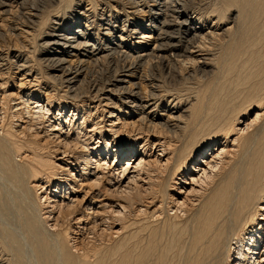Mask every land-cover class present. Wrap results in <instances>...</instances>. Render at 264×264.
I'll return each mask as SVG.
<instances>
[{
	"label": "bare ground",
	"instance_id": "obj_1",
	"mask_svg": "<svg viewBox=\"0 0 264 264\" xmlns=\"http://www.w3.org/2000/svg\"><path fill=\"white\" fill-rule=\"evenodd\" d=\"M0 43V264H264V0H0Z\"/></svg>",
	"mask_w": 264,
	"mask_h": 264
},
{
	"label": "rangeland",
	"instance_id": "obj_2",
	"mask_svg": "<svg viewBox=\"0 0 264 264\" xmlns=\"http://www.w3.org/2000/svg\"><path fill=\"white\" fill-rule=\"evenodd\" d=\"M208 3H209V1H208ZM121 15V14H120ZM138 15V14H137ZM136 15V16H137ZM121 17V16H120ZM241 17L240 16H238L237 17V20H239ZM121 19V18H120ZM136 19L137 20H139L140 21V19L138 18V17H136ZM19 20V21H18ZM18 20H17V24L18 25H23L22 23H20L21 21H22V19H20V18H18ZM237 20H236V22H237ZM19 22V23H18ZM119 22L121 23L122 21H120L119 20ZM240 22V20L237 22V23H239ZM25 24V23H24ZM205 29H207L206 28V26H205ZM42 30L43 31H41V30H37V31H39L41 34H42V36H44V34H45V31L47 30V28H42ZM37 33V32H35V35L36 34H40V33ZM117 33V32H116ZM130 33H131V31H129L127 34H129L130 35ZM14 34H15V32H14ZM132 34V33H131ZM41 36V35H40ZM133 36V35H132ZM228 36L229 35H227L226 37H223V43H220V42H217V44H218V46H220V44H221V47H222V49L224 50V45H225V43H226V41H227V39H228ZM221 38V37H220ZM225 38V39H224ZM153 40H151V41H149V42H147L146 44H147V46H151L152 45V42ZM222 42V41H221ZM225 42V43H224ZM0 44H2V43H0ZM223 44V45H222ZM213 47L214 46H212L211 48L213 49ZM219 47H217V46H215L214 47V51H215V49H217L216 51L218 52V49ZM0 49H1V47H0ZM32 55H33V57H32ZM36 55V56H35ZM31 57H32V59H33V61H35V64L37 65V67H38V71H39V73L40 74H45L46 73V68L43 66V65H41V64H38V62H37V54H35L34 52H32L31 53ZM214 65V64H213ZM220 65V66H219ZM214 67H215V69H213L211 72L210 71H206V72H204V73H200V72H198V71H195V73L193 72L192 73V75L190 76V77H188V78H184V77H187V76H185L184 75V72L182 71L181 73H182V75L184 76L183 77V80H182V83H177L175 86H173V83H172V81H171V75H172V73L171 74H169L168 73V71H167V69H165L164 67L163 68H157V69H154L153 70V72H154V76H156L155 78L158 80V81H160V82H162V84H164V86H165V88H167V86H168V89L169 88H171V89H173V88H175V89H178V90H180V89H184V90H188V91H195V90H197L198 88V92H199V90H201V87L203 86V88H202V90L200 91V93L202 94L205 90H206V84L205 83H207L209 80H211L212 78L214 79V78H217V77H222L223 76V74H224V72H225V67H226V65L223 63V62H221L220 64H218V65H214ZM216 68H217V70H216ZM44 69V70H43ZM164 70V71H163ZM99 73L102 71H100V69L98 68V70H97ZM156 72V73H155ZM213 72V73H212ZM215 72V73H214ZM43 74V75H44ZM221 74V75H220ZM42 75V79L44 80L45 78H44V76ZM160 75H161V78H160ZM194 75V76H193ZM215 75H216V77H215ZM157 76H158V78H157ZM162 76H164V78L162 77ZM211 76V77H210ZM192 77V78H191ZM5 80L7 79V80H9L8 82V84H9V86L11 85V87H8L7 89H6V91L8 92V91H10L9 90V88H11V89H14V88H16V85L14 84L15 82L14 81H10V78L8 79V77H3ZM185 79H189V80H185ZM192 79V80H191ZM164 80H166V81H164ZM169 81V82H168ZM166 82V83H165ZM184 82V83H183ZM186 82H187V84H186ZM190 82V83H189ZM168 83V84H167ZM166 84V85H165ZM182 84V85H181ZM171 86V87H170ZM188 88H187V87ZM194 87V88H193ZM189 88H191V89H189ZM197 92V91H196ZM56 98H58V99H62L63 98V96H62V94H60V93H57L56 94ZM11 102L9 101L8 102V105H5L4 106V108L3 109H1V113H0V115H1V117H4L3 119H4V124H6V126H9V125H11V123L13 124V122L15 121V118L13 117V115L11 114V110H10V104ZM12 106V105H11ZM262 106H264V103L261 105V107ZM8 107V108H7ZM7 110V111H6ZM3 113V114H2ZM6 114V115H5ZM64 116H62V118L63 119H65L67 116H68V111H67V113L65 112L64 114H63ZM247 115V114H246ZM82 116H79V118H78V120L80 121V118H81ZM247 118H248V115H247ZM94 120V119H93ZM93 120H91V122L93 121ZM250 132V131H249ZM115 146H117L116 144H115ZM123 161V160H122ZM122 161L120 160L119 162H114V163H118L119 165H122ZM113 163V158L111 157V159H110V163ZM11 190H12V188H11ZM15 199H14V197H13V201H14ZM15 206V203H13V207Z\"/></svg>",
	"mask_w": 264,
	"mask_h": 264
}]
</instances>
